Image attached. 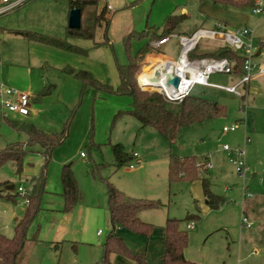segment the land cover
<instances>
[{"label":"rangeland","instance_id":"obj_1","mask_svg":"<svg viewBox=\"0 0 264 264\" xmlns=\"http://www.w3.org/2000/svg\"><path fill=\"white\" fill-rule=\"evenodd\" d=\"M104 7H106L108 19L106 38L109 45L98 49L93 46L94 42L101 43L105 40L103 25V27L96 28L93 41H81L80 47L85 49L86 55L79 58L85 63L93 64L95 66L93 68L103 69V74L108 79L110 72L107 58L111 60L113 69L117 64L122 65L127 60L124 50L125 37L129 34L133 36L129 44L131 56H134L136 51L148 41L147 37L137 39L135 36L148 31L161 33L164 22L171 15H184L176 28V32L183 35H191L199 29L213 30L217 23L226 25L228 29L237 28L236 25H239L243 19L238 20L236 16L247 17L250 26L261 24V15L252 14L251 8L234 11L199 0H98V12ZM67 12L68 0H33L17 11L0 16V63L2 64H0V84L20 91H33L40 88L42 74L36 67L37 55L31 54L29 59L28 44L14 37L11 31L25 30L55 38H64ZM258 31H264V23L259 26ZM261 41L264 42V38L254 37L253 47L259 50L264 49V46L259 45ZM221 45L218 38L214 40L200 38L196 51L198 54L210 53ZM179 51L178 39L171 37L167 44L160 46V57L176 60ZM25 60L28 61L26 65L30 64L28 66L30 76L27 77L29 86L26 77L23 83L20 80L17 82L6 80L4 73L8 69L4 66L22 63ZM48 63L54 65L55 61ZM46 79L55 83L59 82L52 73L47 75ZM236 80L231 75L217 73L209 76L208 83L230 86L235 84ZM190 94L217 102L226 109V114L217 119L206 120L185 128L172 146L154 130L139 129L140 124L131 116H124L122 118L124 120L117 122L110 133L109 123L104 129L102 127L97 129L94 123L92 141L98 146L90 145L91 109L89 104L88 116L79 115L76 131L71 134L68 142L63 146V155L56 156L57 158L51 156L48 165L49 170L50 166L54 167L62 161L72 163L82 201L71 212L62 213V203L60 206H54L60 199L57 195L49 196L52 200L51 206L46 204L42 197L40 209L27 228L26 240L17 264H55L57 262L61 264H99L102 258V244L112 229L107 212L105 180L126 196L129 194L121 188L131 192L136 188L146 193L134 199L158 201L162 205L159 209L144 211L140 213L139 218L142 222L152 225L153 228L163 227L167 218L178 220L180 230L188 234L186 252L191 258L197 260L205 256L206 264H237L238 240L233 242L232 230L229 228L235 221L238 223L240 218L242 203L240 189L242 187L245 188L247 195L258 196L259 189H262L264 194V172L262 173L264 170V114L259 113L256 117V114L249 109L254 119L252 123L250 113L247 110L240 111L239 99L223 90L194 86ZM126 99L129 100L128 97ZM248 107H250L249 104ZM260 107L263 108L264 105ZM34 108L38 109V112L30 116L28 120L46 132H59L69 119L71 112V109L69 110V107L57 98L56 93ZM105 113L104 111V115ZM7 119L20 122L17 117L10 115ZM232 125L235 126L234 132H222L224 127ZM108 140L112 144L118 142L122 145L126 154L131 155L133 152L140 154L142 158L139 164L135 165V161L132 160L116 170L112 165L113 157L107 144ZM25 142L24 133L13 130L7 123L0 121V149H4L8 144ZM223 146H227L232 155L223 152ZM39 149V146H34L32 153L25 157L22 172L19 175L16 174L15 165L11 162L0 168V183L8 182L14 188L7 189L10 195H15V189L19 186L27 190L32 188V179L38 176L42 165ZM235 150H241L244 153L243 161L250 170V174L245 173L244 179L237 175L235 166L230 161L235 158L233 155ZM79 153H82L83 157H80ZM169 154L180 157L195 156L204 161L208 159L211 167L207 168V173L212 176V180L208 179L211 183L210 190L224 198L227 208L222 207V210L227 209L226 211L230 210L232 213L235 209L237 210V220L234 216L229 218L224 214L204 216L201 203L195 200L193 203L190 200L186 184L179 182L169 184L166 180V157ZM129 164H133L134 168L130 170ZM93 165L104 166L97 168V173L96 171L92 173ZM253 170L256 175L250 176ZM225 187L230 189L227 194L223 190ZM255 188H257L256 193ZM147 190L152 193H147ZM49 191L53 192L50 187ZM25 200L26 197L20 194L15 196L13 201L0 198V234L8 238L13 236L14 220L22 218L27 206ZM230 203L232 207L229 206ZM186 215L198 216V220H194L192 230L186 229V225L190 222L183 221ZM254 226L257 229L263 227L262 232L255 234L259 243L254 251H257L260 258L264 259V220L257 221ZM98 231L100 235L97 234ZM130 232L124 230L116 234L130 251L144 253L148 263L158 264L162 255L156 261L149 252L145 254L147 239L142 240L140 235L137 236ZM116 256L129 264H134L121 255L111 254L112 264H115Z\"/></svg>","mask_w":264,"mask_h":264},{"label":"trees","instance_id":"obj_2","mask_svg":"<svg viewBox=\"0 0 264 264\" xmlns=\"http://www.w3.org/2000/svg\"><path fill=\"white\" fill-rule=\"evenodd\" d=\"M199 1H208L222 8L233 10L252 8L254 2V0ZM68 8L69 10L75 8L80 10L81 25L78 29L67 28L64 39L34 32L19 31L17 34L27 41L36 42L68 53L84 55L86 54L84 49H79L71 45L67 42V39L75 38L93 41L96 28L103 27L104 25L105 40L100 44L95 42L94 44L101 45L108 43L106 38V29L108 26L106 7L98 12V0H68ZM183 17L184 15L169 16L164 22L162 31L159 34L154 31H148L135 36L137 39L147 37L148 41L136 51L134 56H131L129 44V40L133 36L129 34L125 37L124 50L127 60L122 65H116L119 85L115 89L108 84L99 82L90 72L85 70H74L66 67L63 72L65 75H70L78 80L82 88L90 86L96 91H101L109 95L130 98L129 110L126 113L133 116L139 122L141 129L146 127L154 129L172 146L185 128L193 124H200L206 120L217 119L226 114V109L217 102L192 96L191 94L184 97L181 101L172 102L155 91L141 90L136 83V76L143 61L150 56L160 57V47H153L150 45L151 42L166 36H181L180 33L176 32V28ZM262 46H264V42L260 43V47ZM196 48L189 54V58H227L233 63V74L237 76L242 74V66L245 60V56L242 53L234 51L226 45H221L214 51L204 54H198ZM53 90V85H45L35 97L30 98V101L38 103L43 98L49 96ZM78 106L71 110L69 119L63 124L59 132H46L29 122L9 121L3 117L0 111V121L7 123L13 130L24 133L27 137L25 143L8 144L4 149H0V168L4 164L11 162L15 165L16 174L19 175L22 172V164L25 157L32 153L34 146L41 148L40 155L42 158L40 172L37 177L32 179V188L28 190V194L25 196L28 203L24 214L22 218L14 220L13 236L8 238L0 234V264H17V259L26 240L27 228L40 209L41 200L45 193L47 170L52 153L66 141L70 123ZM117 115H121V113ZM110 150L113 157L112 165L116 170L135 159L132 154H126L123 146L120 144H111ZM199 162H203V160H199L195 156L180 158L169 154L168 181L169 183L180 180L191 182L199 179L209 208L216 210L223 204V198L211 193L208 179L200 176L206 170L197 165ZM103 166L93 165L91 168L92 173L95 171L97 173L98 169ZM59 181L61 186L60 196L63 200L62 212L69 213L82 201V195L76 176L72 170L71 162L61 166ZM6 184L8 183H0V198L13 201L15 196H18V193L16 192L15 195H10V192L5 188ZM105 186L107 211L112 229L102 244V258L99 264H112L110 261L111 254L121 255L134 264H150L147 262L144 253L130 251L122 239L116 234L115 230L125 228L134 234L148 237L153 226L142 222L139 219V214L145 210L159 209L162 205L158 201H147L128 197L107 180H105ZM187 220L194 222V220H198V216L186 215L183 221ZM163 231L164 249L158 264H199L187 260L184 256V250L188 245L189 237L186 231L180 230L178 220L167 218L163 226ZM55 264L61 263L57 262Z\"/></svg>","mask_w":264,"mask_h":264},{"label":"crops","instance_id":"obj_3","mask_svg":"<svg viewBox=\"0 0 264 264\" xmlns=\"http://www.w3.org/2000/svg\"><path fill=\"white\" fill-rule=\"evenodd\" d=\"M19 9H17V10H19ZM17 10H15V11H17ZM69 11L70 10L68 8L67 21H66L67 24H66V28H65V33H66V29L68 28V13H69ZM234 11H242V10H234ZM235 18L238 20L243 19V21L239 23L240 26L236 25L237 28H247L249 30H250V28H252V30H250V31L253 35V39H254V37L264 38V31H262V32L258 31L259 26L264 23V16L260 17L261 18V24L257 25V26L256 25L250 26L249 19L247 17L236 16ZM19 31L27 32L25 30H13L11 32L14 35V37H18V38L24 40L28 44L27 46H28L29 59H30L31 54L37 55L36 56V58H37L36 59L37 60L36 67H38V69L41 71V74H42V77H41L42 78V84L38 90H33V91L27 90V91H21V92L28 94L29 97L31 98V97H35L45 85H53L54 90L52 91V93L49 96L43 98L38 103H33L30 101V110H29V114L27 116L20 117V116L13 115V114L10 116L17 117L20 122L32 123L28 120V118L30 116H32L34 113L38 112V109L35 110L34 107L36 105H40L42 103V101H44L45 99H47L48 97H50L52 94H55V93L57 94V98L60 99L61 101H63L67 107H69V110L70 109L72 110L77 105H79L77 108V111H76L77 114L75 113L76 116L74 115V117L72 118V121L70 123L68 137H67L66 141L61 146H59L58 148H56L53 151V153H52L53 158L54 157L57 158V157H59V155L60 156L63 155V146L66 144V142H68V139L70 138L71 134L76 131L75 129L77 128L79 115L81 114V115H87L88 116L87 112L89 110V104H90V109H91V113H90V139H89V141H90V145H92V146H98V144H95V142L92 141L93 136H94V134H93V131H94L93 124L94 123H95V126L97 129H98V127H102V129H104V127L107 126V123H109V133H110L113 126L116 125L117 122L124 120V119H122L124 116H131L130 114L126 113L129 110L130 98H129V100H127L126 96L109 95V94L103 93L101 91H96L93 87H90V86H86V87L82 88V85L78 80H76L75 78H73L70 75H65L63 72L64 68H66V67H70L74 70H85V71L90 72L99 82H101L103 84H108L112 88L115 89L119 85V77H118L117 69L116 68L113 69V67L111 65V60H109L107 58V62H109L108 65H109V72H110V78L108 79L103 74V69L93 68V67H95L93 64H88V62L85 63L83 59L79 58L81 56H85L86 54H84V55H82V54L81 55H79V54L73 55V53L64 52L61 50H57V49H54V48H51L48 46L38 44L36 42L27 41L26 39H24L23 37H21L20 35L17 34V32H19ZM34 33H37V32H34ZM38 34H41V33H38ZM181 35H183V34H181ZM45 36H49V35H45ZM50 37H52V36H50ZM64 38H65V36H64ZM64 38H60V39H64ZM81 41L84 42L86 40L75 39V38H68L67 39V42L70 43L71 45H74V46L78 47L79 49H83L82 46L80 47V45L82 44ZM260 43H263V41H261ZM151 44H152V42H151ZM108 45H109V42L107 44H101V45H95L93 43V46L96 47L97 49L102 47V46H104V48H105V46H108ZM159 59H161V58L155 57V56H150V57L146 58L145 61H143L144 63H142V64L148 63L149 61L151 63H153ZM52 60L55 61L54 65H50V63H48ZM252 62L255 64V66L257 68H264V49L259 50V49L254 48V55L252 58ZM26 63H28V61L26 62V60H25L22 63H18V64H8V65L6 64L5 66L3 65L4 68L7 67V69H8L4 73L6 75V80H8L9 82H11V81L17 82L20 80L23 83V80L25 79V77L27 78L30 76L29 75L30 72L28 69V66L30 64L26 65ZM50 73L54 74L55 78H57V80H59V82H57L58 84L53 82V81H49L46 79V76L49 75ZM231 76L235 80L238 78V76L235 74H232ZM27 81H28L27 85L29 86V79L28 78H27ZM236 82H237V80H236ZM241 91L243 94L242 100L237 96H236V98L239 99L240 105L242 102H244L246 104V108L244 110H247L250 113V117H251L250 121L253 123L254 119H253L252 113L249 111V109L253 112V114H256V117H258L259 113L264 114V107L263 108L260 107L261 105H264V73H259L255 69L252 72L249 84L244 89H241ZM248 104L250 107H248ZM239 109H240V107H239ZM104 111L106 112L105 115H104ZM118 113H121V115H117ZM131 117H133V116H131ZM82 122L84 123V120H82ZM138 124H139V122H138ZM146 128H149V127H146ZM40 129H42V128H40ZM139 129H141V128L139 127ZM150 129H152V128H150ZM152 130H154V129H152ZM51 132H53V131H51ZM86 132H87V128H86ZM154 132H156V131L154 130ZM26 140H27V137H26ZM83 140L85 141L86 138L84 137ZM107 144L110 147V145L112 143L110 142V140H108ZM116 144H118V142ZM39 150L41 152V148ZM222 150H223V148H222ZM223 152H224V150H223ZM133 154L137 155L136 158L134 159L135 165L139 164L142 156L140 157V154H138L137 152H133L132 155ZM79 156L83 157V156H81V153H79ZM168 156L166 157V163H167L166 180L167 181H168ZM178 157H180V156H178ZM184 157H188V156H183L180 158H184ZM205 161L208 162V159ZM65 162L66 161H62L61 164L59 162V164L54 166V167L50 166L49 170L47 171V178H46L47 179V182H46L47 190L45 188V192L47 191V193H44L43 197L46 201V204L48 203V205H50V206L52 205V200L49 197L50 195H57V197L60 198L56 201V203H55L56 205L53 204L55 207H57V205L60 206L61 203L63 204V200L60 196L61 186H60L59 176H60L61 166L63 164H65ZM128 168H129V165H128ZM133 168L134 167L129 168V169L131 170ZM205 170H206V172L202 173L203 175H200V176L212 180L211 179L212 176H209L207 173L208 170L207 169H205ZM263 172H264V170H262V173ZM246 174H250V170H248L246 172ZM254 175H256V172L253 170L252 174L250 176H254ZM244 176H245V174L243 176H240V177H242V179H244ZM177 182L187 185V190H188V193L190 194L189 195L190 200L193 203H195V201L197 203H199V202L201 203L202 214L204 216L223 215L224 214V216H227L229 218L234 216L235 220H237V215H236L237 210L236 209L233 211V213L230 210H229V212L226 211L227 209L222 210V207L227 208L226 204L224 203L223 197H222L223 198V204L218 209L212 210L209 208L208 203L204 197L203 190L201 187V182L199 179L191 181V182L186 181V180H180V181H175V182H171V183H177ZM168 183H169V181H168ZM210 185H211V183L209 182V190H210ZM6 187H10L9 183L5 185V188ZM49 187H50V190H52L53 192H50V191L48 192ZM121 189L125 193L129 194L130 197H133V198L142 197L143 193H146V191H142V190L136 189V188L133 189V192L126 190L124 188H121ZM223 190L226 194L230 192V189L227 187H225ZM240 190H241V197H242V203L240 205L241 206L240 218H239L238 223H237V221H235V223L232 224V227L229 228L230 230H232L231 231V237H232L233 242H236V240H238L237 243H238V250H239V258H238L237 264H262L264 262V259H261L260 254H258L257 251H254V249L256 250V247L258 246L257 243H259V241H257L255 238V234H259L260 232H262L261 228H263V227H259V229H257L256 226H254V223H256L257 221L259 222L260 220L261 221L264 220V219H262V216L264 215V194H263L262 189H259L260 193L258 194V196L249 195L246 197L245 195H247V194H246L245 188L242 187ZM256 190H257V188H255V193H256ZM147 193H152V192L147 190ZM211 193H213L214 195H217L214 192H211ZM149 195H152V194H149ZM229 206H231V203L229 204ZM235 206L236 205H234V207ZM145 211H149V210H145ZM61 212H62V209H61ZM142 212H144V211H142ZM142 212H140V213H142ZM62 213H64V212H62ZM242 216H245L248 219V221L251 223V226L249 229H244L242 227V225H241V217ZM191 222H189V223H191ZM192 223H193V226L191 228H187L188 224L186 225L187 230H192L194 228V222H192ZM229 229H227V230H229ZM124 230L129 232V230H127L125 228H118L115 231L117 234L118 233L120 234V233L124 232ZM99 233L100 232L98 231L97 234L100 235L101 233L100 234ZM144 238L147 239V241H148V244L145 248V254L147 252H149L150 255L153 256L154 259H156V261H157L158 257L163 254V249H164L163 227L153 228L148 237H141L140 236V239L143 240ZM225 238H227V237H225ZM184 256L189 261L198 262L199 264H206L207 259L205 258V256L195 260L194 258H191L190 256L187 255L186 248L184 250ZM254 256H256V257H254ZM149 260H152V259H149ZM114 262H115V264H129V263H127V261H123L119 256H116Z\"/></svg>","mask_w":264,"mask_h":264},{"label":"built area","instance_id":"obj_4","mask_svg":"<svg viewBox=\"0 0 264 264\" xmlns=\"http://www.w3.org/2000/svg\"><path fill=\"white\" fill-rule=\"evenodd\" d=\"M31 1L33 0H0V16L13 12ZM251 11L254 15L264 16V0H254ZM171 37H176L178 39L180 48L178 58L176 60L161 58L153 63L149 61L148 63L142 64L136 76V83L141 90L155 91L164 96L167 100L177 102L188 96L194 86H206L223 90L242 100L243 94L240 90L244 89L249 84L252 72L256 69L259 73H264V68H257L252 62L254 55V47L252 45L253 35L247 28L228 29L221 23H217L213 30L199 29L191 35L166 36L152 42L151 45L153 47H160L166 44ZM200 38L210 40L218 38L222 45H226L245 56L242 74L238 76L235 84L230 86H219L208 83V78L212 74L220 73L232 75L233 63L227 58H189V54L197 47ZM167 63L172 64L171 68H169V72H167L166 68ZM144 67H148L149 72L159 68L160 71L158 76L152 78L147 77L144 81H140V76L144 75ZM164 69L166 72H164ZM173 78L178 79L176 87L170 83V80ZM153 81H157L158 84H154L156 82ZM245 108L246 104L242 102L240 110L243 111ZM29 110L30 97L28 94L0 84V111L3 117L7 118V116L12 114L25 117L29 114ZM233 131H235L234 125L222 129L223 133ZM223 150L232 155L227 146H223ZM243 154L241 150H235L233 153L235 158L230 160L235 166V171L239 176H243L248 171V167L243 161ZM81 156H83L82 153ZM136 156V154H133L134 158H136ZM197 165L204 169L211 167V165L204 160ZM132 167L133 164H129V168ZM16 192L23 196L28 194V190L24 189L22 186L17 187ZM245 196L247 197L249 195ZM25 203H28L27 199ZM241 225L244 229H249L251 223L245 216H242ZM192 226L193 223L191 222L188 224L187 228H191Z\"/></svg>","mask_w":264,"mask_h":264},{"label":"water","instance_id":"obj_5","mask_svg":"<svg viewBox=\"0 0 264 264\" xmlns=\"http://www.w3.org/2000/svg\"><path fill=\"white\" fill-rule=\"evenodd\" d=\"M81 25V13L79 9H71L68 13V28L69 29H78ZM170 83L176 87L178 84V79L173 78L170 80ZM8 190H12L13 186L6 187Z\"/></svg>","mask_w":264,"mask_h":264},{"label":"bare ground","instance_id":"obj_6","mask_svg":"<svg viewBox=\"0 0 264 264\" xmlns=\"http://www.w3.org/2000/svg\"><path fill=\"white\" fill-rule=\"evenodd\" d=\"M171 66H172V64L171 63H167V72H169V68H171ZM147 69V70H146ZM146 70V71H145ZM143 71H144V75H141L140 76V81H144V79H146L147 77H150V78H152V77H154V76H158V73H159V71H160V69L159 68H156V69H154V70H152V71H148V67L146 68V67H144V69H143ZM164 72H166V70L164 69ZM153 82H156V83H154V84H158L157 83V81H153ZM154 84H151V85H154Z\"/></svg>","mask_w":264,"mask_h":264}]
</instances>
